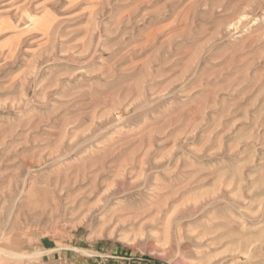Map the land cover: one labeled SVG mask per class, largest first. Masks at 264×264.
Instances as JSON below:
<instances>
[{
    "label": "rangeland",
    "instance_id": "374dc122",
    "mask_svg": "<svg viewBox=\"0 0 264 264\" xmlns=\"http://www.w3.org/2000/svg\"><path fill=\"white\" fill-rule=\"evenodd\" d=\"M0 264H264V0H0Z\"/></svg>",
    "mask_w": 264,
    "mask_h": 264
}]
</instances>
